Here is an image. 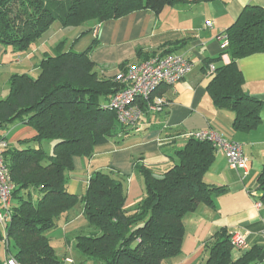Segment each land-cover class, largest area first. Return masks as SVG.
Masks as SVG:
<instances>
[{
    "label": "trees",
    "instance_id": "obj_1",
    "mask_svg": "<svg viewBox=\"0 0 264 264\" xmlns=\"http://www.w3.org/2000/svg\"><path fill=\"white\" fill-rule=\"evenodd\" d=\"M180 2L0 0V46L24 53L56 23L77 28L139 11L159 15ZM226 34V54L231 61L216 67L208 94L217 109L234 113V131L250 133L260 125L264 102L244 91L238 61L264 53V9L245 7ZM66 43H58L55 53L44 57L37 78L13 74L7 97L0 99V139L9 141L6 134L16 123L36 133L32 140L19 141L16 146L8 143L4 153L15 185L8 227L11 252L20 264H63L47 234L58 229L59 219L81 203L91 232L78 235L72 250L85 262L167 264L182 253L185 217L201 204L214 206V197L225 191L204 181L216 150L208 141L190 139L175 153L174 165L162 176L136 163L144 197L133 211L125 209L126 177L95 172L82 197L70 194L74 159H90L96 146L113 140L121 144L133 131L122 126L107 107L122 87L115 77L105 78L96 71L91 57L96 42L80 53L64 51ZM167 54L172 53L146 55L145 61ZM128 66H122L121 72ZM155 95L159 96L157 91ZM141 106L145 108L143 103ZM43 142L53 143L51 154L41 147ZM30 143L40 146L33 148ZM258 184L264 205V166ZM207 250L206 264H257L263 260V249L257 246L234 259L227 230L216 233Z\"/></svg>",
    "mask_w": 264,
    "mask_h": 264
},
{
    "label": "crops",
    "instance_id": "obj_2",
    "mask_svg": "<svg viewBox=\"0 0 264 264\" xmlns=\"http://www.w3.org/2000/svg\"><path fill=\"white\" fill-rule=\"evenodd\" d=\"M180 1L159 15L139 11L119 20L77 28H63L56 23L27 52L18 53L0 46V58L4 55V59L7 58L0 65V72L6 71L10 77L28 74L37 78L41 61L54 54L55 46L62 41L67 42L64 51L72 49L78 53L96 42L91 57L96 71L105 78L115 77L123 70L122 66L126 68L144 62L146 55L169 52L183 55L192 63L190 72L179 84L161 86L157 90L159 96L167 101L163 112L147 116L141 131L132 132L123 143L109 141L96 146L90 159L76 157L74 169L69 174L68 191L82 197L91 176L99 171L117 178L126 177L125 209L133 211L144 197L143 178L135 169L136 163L162 176L174 165L175 153L187 144L186 134L216 131L242 146L249 159V167L246 171L233 170L225 156L216 152V159L204 181L225 191L214 197V206L201 204L195 213L185 217L182 253L167 264H206L207 245L220 230H227L230 235L235 232L246 234L247 251L261 247L263 260L257 264H264V205L258 184L264 166V109L256 130L236 132L233 129L234 113L217 109L208 94L212 80L208 76L209 67L213 65L216 68L231 61L222 36L245 7L264 9V0ZM208 62H211L210 66H207ZM238 66L244 78V91L264 102V53L244 57L238 61ZM6 135L8 138L11 136L10 145L16 146L19 141L32 140L36 133L32 128L16 123ZM29 146L37 148L40 145L30 143ZM58 225L63 232L67 254V250L73 251L78 235L91 232L81 203L63 215ZM242 254L234 249V259ZM66 259L70 258L66 256ZM70 260L75 264L73 259Z\"/></svg>",
    "mask_w": 264,
    "mask_h": 264
},
{
    "label": "built area",
    "instance_id": "obj_3",
    "mask_svg": "<svg viewBox=\"0 0 264 264\" xmlns=\"http://www.w3.org/2000/svg\"><path fill=\"white\" fill-rule=\"evenodd\" d=\"M224 48H228V36H222ZM192 63L183 55L167 54L154 56L140 64L130 65L124 72L115 76L122 89L110 100L107 107L113 110L119 123L133 132L141 131L145 118L163 112L167 106L165 98L155 95L161 86L173 87L179 84L190 72ZM215 67H209L208 76L215 72ZM141 103L145 106H141ZM190 139L208 141L212 143L216 152L225 156L229 168L246 171L249 159L246 157L242 146L222 134L213 131H196L185 135ZM9 144L0 139V264H20L11 252L8 227L13 216V193L15 185L12 181L9 168L4 162V153ZM264 237V231L262 232ZM231 244L239 252L248 250L246 234L235 232L231 234ZM66 263L72 264L70 259Z\"/></svg>",
    "mask_w": 264,
    "mask_h": 264
},
{
    "label": "rangeland",
    "instance_id": "obj_4",
    "mask_svg": "<svg viewBox=\"0 0 264 264\" xmlns=\"http://www.w3.org/2000/svg\"><path fill=\"white\" fill-rule=\"evenodd\" d=\"M4 57H6V56L4 55V56H2V58H0V65L7 61V58L4 59ZM9 77H10V74L8 72H6V71L0 72V99H4L8 95V92H9L8 79H9ZM10 139H11V136L9 138V141H7L9 144H10ZM42 145H43V149H45L49 154L52 153L53 143L43 142ZM62 234H63V232L60 229H56L54 232L49 233L47 235L50 237V239L52 236L53 243H51V244H52L54 250L56 251V254L62 260L63 264H68L64 260V257H66V256L70 259H73L75 261V264H95L93 261H86L85 262V260L81 257V255H79V253H77V252H74V251L70 252L69 250H67L68 254L65 253L64 240H63ZM85 235H88L87 231H85ZM0 255L2 256L1 253H0Z\"/></svg>",
    "mask_w": 264,
    "mask_h": 264
}]
</instances>
